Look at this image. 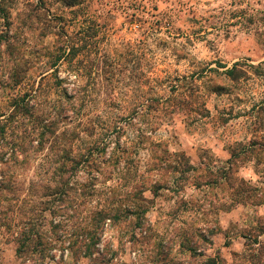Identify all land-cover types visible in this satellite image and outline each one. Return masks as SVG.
Instances as JSON below:
<instances>
[{
    "label": "rangeland",
    "instance_id": "374dc122",
    "mask_svg": "<svg viewBox=\"0 0 264 264\" xmlns=\"http://www.w3.org/2000/svg\"><path fill=\"white\" fill-rule=\"evenodd\" d=\"M262 200L264 0H0V264H264Z\"/></svg>",
    "mask_w": 264,
    "mask_h": 264
},
{
    "label": "trees",
    "instance_id": "16d2710c",
    "mask_svg": "<svg viewBox=\"0 0 264 264\" xmlns=\"http://www.w3.org/2000/svg\"><path fill=\"white\" fill-rule=\"evenodd\" d=\"M78 0H67V5H72V4H74L75 2H77ZM231 157H232V155H230ZM240 184L242 185V183L240 182ZM261 203H264V200H262L261 201ZM21 246H19V249H18V251L20 252L21 251Z\"/></svg>",
    "mask_w": 264,
    "mask_h": 264
}]
</instances>
